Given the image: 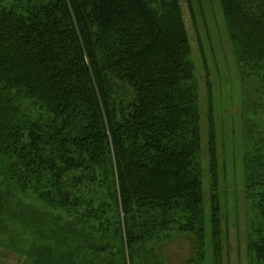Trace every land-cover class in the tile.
Here are the masks:
<instances>
[{"label": "trees", "instance_id": "1", "mask_svg": "<svg viewBox=\"0 0 264 264\" xmlns=\"http://www.w3.org/2000/svg\"><path fill=\"white\" fill-rule=\"evenodd\" d=\"M219 1L241 78L264 94V0ZM189 55L178 0L160 14L145 0H0V219L13 223L12 238L47 224L15 203L34 196L73 219L54 227L76 229L41 250L44 264H166L159 248L170 234L193 241L184 264H205L202 113ZM211 107L209 98L215 191ZM250 133L246 188L261 191L247 248L251 264H264L263 140ZM216 201L213 193L220 264Z\"/></svg>", "mask_w": 264, "mask_h": 264}, {"label": "rangeland", "instance_id": "2", "mask_svg": "<svg viewBox=\"0 0 264 264\" xmlns=\"http://www.w3.org/2000/svg\"><path fill=\"white\" fill-rule=\"evenodd\" d=\"M145 1L159 14L162 3L165 2ZM178 5L189 39V60L194 66L202 113L203 201L200 216L204 221L205 264H214V249L210 236L213 193L217 199L221 231L220 264H251L252 256L247 246L249 241L255 238L259 226L256 194L261 191V187L257 189L252 185V189L246 188L248 169L246 170L245 161L248 155L252 156L253 149L247 138L248 129L253 134L252 139L263 140L261 144L258 142L261 146L257 148L264 150V94L259 92L252 82L241 78L220 1L178 0ZM209 98L217 158L215 191L210 188L205 149L208 143ZM0 189L5 188L0 185ZM262 193L264 194V186ZM18 201L26 207L30 205L33 208L30 214L42 215L43 222L47 224L45 227L36 226L30 231L26 229L27 231L18 233L15 239L9 234L13 223L6 218L0 219V223L4 224V228L0 225V264H44L46 259L42 258L41 250L49 246L51 252H54L55 239L66 241L69 239L67 233L73 234L76 230L54 227L53 220L59 218V225L68 226L73 219L58 210L45 208L34 196L24 197V200L17 199L15 203ZM162 246L159 249L166 264H184L192 255L193 241L189 235L170 234V238Z\"/></svg>", "mask_w": 264, "mask_h": 264}]
</instances>
